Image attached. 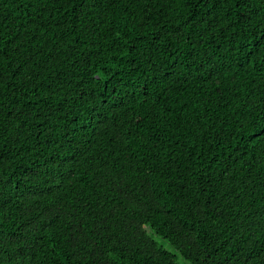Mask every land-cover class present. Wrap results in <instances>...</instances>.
Returning a JSON list of instances; mask_svg holds the SVG:
<instances>
[{
  "label": "trees",
  "instance_id": "obj_1",
  "mask_svg": "<svg viewBox=\"0 0 264 264\" xmlns=\"http://www.w3.org/2000/svg\"><path fill=\"white\" fill-rule=\"evenodd\" d=\"M0 264H264V0H0Z\"/></svg>",
  "mask_w": 264,
  "mask_h": 264
}]
</instances>
